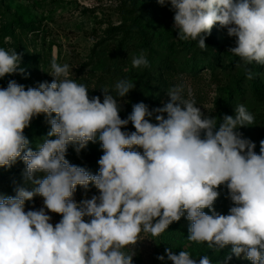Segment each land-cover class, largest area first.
<instances>
[{
  "label": "clouds",
  "instance_id": "obj_1",
  "mask_svg": "<svg viewBox=\"0 0 264 264\" xmlns=\"http://www.w3.org/2000/svg\"><path fill=\"white\" fill-rule=\"evenodd\" d=\"M157 3L170 5L180 40H198L203 49L219 24L235 38L228 52L245 66L264 65V0ZM21 59L15 50L0 48V78L16 73ZM148 63L143 53L132 58L134 68ZM245 71L252 79L253 72ZM49 74L51 83L38 87L26 90L10 80L0 88V168L22 160L25 180L34 185L17 186L14 196L0 195V264H132L141 233L159 237L182 217L190 221L189 241L207 242L217 251L231 246L223 264L242 254L251 264H264V140L257 154L255 143L238 131L254 121L244 105L234 116L224 115L217 129V118L205 115L177 84L162 107L149 110L139 102L122 119L116 97L134 89L129 80L117 82L116 97L103 89L101 102L70 78L68 64L53 59ZM42 114L51 127L33 150L25 129ZM129 122L135 131H122ZM97 135L103 155L98 174H91L66 154L69 144L79 153ZM90 184L99 195L76 202L77 186L87 190ZM222 185L234 205L227 215L214 208ZM35 196L44 206L25 211ZM48 212L62 219L54 226ZM165 254L172 264H211L208 256L197 260L188 251L166 248ZM157 259L164 261L165 255Z\"/></svg>",
  "mask_w": 264,
  "mask_h": 264
},
{
  "label": "rangeland",
  "instance_id": "obj_2",
  "mask_svg": "<svg viewBox=\"0 0 264 264\" xmlns=\"http://www.w3.org/2000/svg\"><path fill=\"white\" fill-rule=\"evenodd\" d=\"M173 16L170 5L161 6L157 0H0V48L20 54L19 69H23V73L18 69L0 78V88H6L10 80L24 85L26 90L44 81L51 83L53 77L49 73L55 59L61 65L68 64L70 78L85 85L89 97L99 96L101 102L103 89L116 97L117 82L125 79L132 82L135 87L126 97H116L121 104L120 116L126 119L136 103L143 102L149 110L162 107L169 100L168 90L181 84L185 98L194 99L205 115L217 118V129L224 115L234 116L236 108L244 105L254 121L238 131L255 143V152L259 154L260 141L264 140V65L253 62L245 66L239 57L228 52L236 46L235 38L229 37L219 24L207 36L215 38L214 47L202 49L198 40H180L173 28ZM141 53L146 56L148 66L134 68L132 58ZM246 67L253 72L252 79L247 78ZM255 84L263 95L256 93ZM41 124L47 135L51 126L43 114L33 118L31 126L25 129L33 150L42 143L43 137L38 132ZM122 131L133 132L135 128L129 122ZM76 147L69 144L67 158H79L85 153L103 155L98 135L95 143L89 142L79 153ZM134 150L143 152L140 148ZM98 160L92 169H86L91 174H98ZM25 170L22 160L0 168V195L14 196L17 186L32 190L34 185L25 180ZM218 190L220 196L214 208L227 215L234 205L226 186ZM93 195H99L94 185L90 184L87 190L77 186L74 199L80 202ZM43 206V198L35 196L26 201L25 211ZM204 211L211 214L208 209ZM47 214L54 226L62 219L59 214ZM189 225L190 221L182 217L159 237L141 233L132 249L135 252L132 264H172L167 260L166 248L174 254L188 251L197 260L206 255L211 264H223L231 254V246L217 251L208 248L207 242H191L187 239ZM160 255H165L164 261L157 259ZM227 264H251V261L244 259L243 254L239 258L233 255Z\"/></svg>",
  "mask_w": 264,
  "mask_h": 264
},
{
  "label": "trees",
  "instance_id": "obj_3",
  "mask_svg": "<svg viewBox=\"0 0 264 264\" xmlns=\"http://www.w3.org/2000/svg\"><path fill=\"white\" fill-rule=\"evenodd\" d=\"M215 43H216V40L215 38H212V39H208L206 37L205 39V44L207 45L206 47L209 48V47H214L215 46ZM255 86V91L258 95H263V92L260 90V88L257 86V84L254 85ZM45 126L44 124H41L39 125L38 127V132L40 133V136L41 137H44L46 136V133L43 132ZM100 157L99 156H96V155H93L91 153H85L83 155H81L79 158L77 157H74V156H71L70 158H67L66 159L68 161H71L72 164L74 165H77V166H80V167H85V169L87 168H93V163L95 161H97ZM2 172H0L1 174Z\"/></svg>",
  "mask_w": 264,
  "mask_h": 264
}]
</instances>
